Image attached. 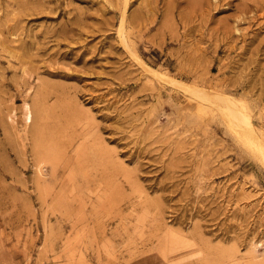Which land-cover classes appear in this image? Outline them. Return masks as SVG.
Instances as JSON below:
<instances>
[{"label":"rangeland","instance_id":"1","mask_svg":"<svg viewBox=\"0 0 264 264\" xmlns=\"http://www.w3.org/2000/svg\"><path fill=\"white\" fill-rule=\"evenodd\" d=\"M0 264H264V0H0Z\"/></svg>","mask_w":264,"mask_h":264}]
</instances>
